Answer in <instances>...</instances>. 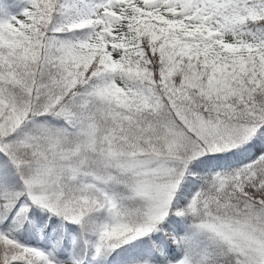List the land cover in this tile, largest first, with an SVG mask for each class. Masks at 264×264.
<instances>
[{
    "label": "snow or ice",
    "instance_id": "6c2138e0",
    "mask_svg": "<svg viewBox=\"0 0 264 264\" xmlns=\"http://www.w3.org/2000/svg\"><path fill=\"white\" fill-rule=\"evenodd\" d=\"M0 264H264V0H0Z\"/></svg>",
    "mask_w": 264,
    "mask_h": 264
}]
</instances>
